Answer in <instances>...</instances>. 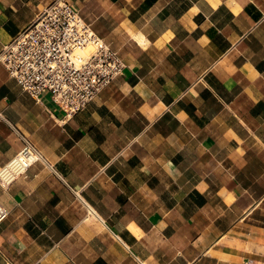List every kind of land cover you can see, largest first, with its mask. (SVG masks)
<instances>
[{
	"label": "crops",
	"instance_id": "0c3cea01",
	"mask_svg": "<svg viewBox=\"0 0 264 264\" xmlns=\"http://www.w3.org/2000/svg\"><path fill=\"white\" fill-rule=\"evenodd\" d=\"M52 1L0 0V54ZM69 1L125 72L68 118L0 62V167L43 155L0 264H264V0Z\"/></svg>",
	"mask_w": 264,
	"mask_h": 264
},
{
	"label": "built area",
	"instance_id": "2783aa9c",
	"mask_svg": "<svg viewBox=\"0 0 264 264\" xmlns=\"http://www.w3.org/2000/svg\"><path fill=\"white\" fill-rule=\"evenodd\" d=\"M93 46L86 53L88 46ZM0 62L32 97L49 93L68 118L86 109L126 63L102 40L69 0H54L16 35L0 54ZM43 155L31 141L0 167V184L9 188L26 176ZM11 211L0 201V224Z\"/></svg>",
	"mask_w": 264,
	"mask_h": 264
},
{
	"label": "bare ground",
	"instance_id": "6f19581e",
	"mask_svg": "<svg viewBox=\"0 0 264 264\" xmlns=\"http://www.w3.org/2000/svg\"><path fill=\"white\" fill-rule=\"evenodd\" d=\"M142 44H143V42H145L146 41V38L144 37V35H139V36H137L136 37ZM94 49V47L93 46H88V48L86 49V53L87 52H91L92 50Z\"/></svg>",
	"mask_w": 264,
	"mask_h": 264
}]
</instances>
